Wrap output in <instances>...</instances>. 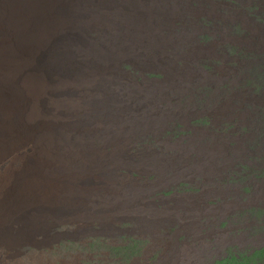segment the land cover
Masks as SVG:
<instances>
[{
  "label": "bare ground",
  "instance_id": "1",
  "mask_svg": "<svg viewBox=\"0 0 264 264\" xmlns=\"http://www.w3.org/2000/svg\"><path fill=\"white\" fill-rule=\"evenodd\" d=\"M152 14L134 0H0V246L59 220L81 231L131 217L144 230L160 222L148 187L118 183L117 171L163 179L184 160L130 148V136L160 127L165 93L127 78L120 62L180 78L166 55L173 41Z\"/></svg>",
  "mask_w": 264,
  "mask_h": 264
},
{
  "label": "rangeland",
  "instance_id": "2",
  "mask_svg": "<svg viewBox=\"0 0 264 264\" xmlns=\"http://www.w3.org/2000/svg\"><path fill=\"white\" fill-rule=\"evenodd\" d=\"M134 1L160 12L152 19L173 41L166 55L180 78L120 62L127 78L165 93L160 127L130 136V148L184 160L163 179L119 167L118 183L147 186L160 222L144 230L131 217L81 231L59 220L0 246V264H264V0Z\"/></svg>",
  "mask_w": 264,
  "mask_h": 264
}]
</instances>
